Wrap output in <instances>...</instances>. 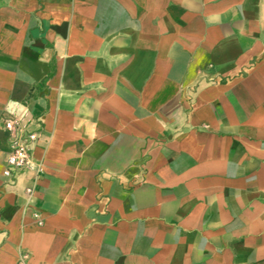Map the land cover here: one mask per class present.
<instances>
[{
  "label": "crops",
  "instance_id": "1",
  "mask_svg": "<svg viewBox=\"0 0 264 264\" xmlns=\"http://www.w3.org/2000/svg\"><path fill=\"white\" fill-rule=\"evenodd\" d=\"M0 264H264V0H0Z\"/></svg>",
  "mask_w": 264,
  "mask_h": 264
},
{
  "label": "built area",
  "instance_id": "2",
  "mask_svg": "<svg viewBox=\"0 0 264 264\" xmlns=\"http://www.w3.org/2000/svg\"><path fill=\"white\" fill-rule=\"evenodd\" d=\"M6 114L0 118L1 128L4 132L7 152L4 159L2 176L10 179L14 172L31 166L32 148L40 136L38 119L28 111L13 112L5 110ZM16 264H26L19 259Z\"/></svg>",
  "mask_w": 264,
  "mask_h": 264
}]
</instances>
